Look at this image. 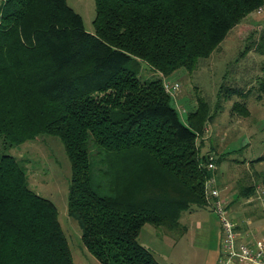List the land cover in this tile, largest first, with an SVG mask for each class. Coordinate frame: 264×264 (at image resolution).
I'll return each instance as SVG.
<instances>
[{
    "label": "trees",
    "instance_id": "1",
    "mask_svg": "<svg viewBox=\"0 0 264 264\" xmlns=\"http://www.w3.org/2000/svg\"><path fill=\"white\" fill-rule=\"evenodd\" d=\"M94 2L89 33L67 0H1L0 264H74L54 204L29 187L27 172L5 151L15 145L60 138L71 169L68 215L101 264H160L139 243L141 229L150 224L182 235V213L208 206L205 184L216 171L209 164L232 153L202 154L214 118L208 104L198 99L181 122L163 79L141 82L137 67L143 61L163 78L181 68L193 72L264 0ZM247 49L264 57V32ZM256 80L261 99L264 77ZM248 92L226 81L220 87L224 97L243 100ZM231 109L249 114L240 100ZM90 139L105 151L99 181ZM130 162L135 177L127 180L118 164ZM247 176L236 200L264 185V171Z\"/></svg>",
    "mask_w": 264,
    "mask_h": 264
},
{
    "label": "rangeland",
    "instance_id": "2",
    "mask_svg": "<svg viewBox=\"0 0 264 264\" xmlns=\"http://www.w3.org/2000/svg\"><path fill=\"white\" fill-rule=\"evenodd\" d=\"M67 4L81 16L85 31L93 33L94 0H67ZM261 32H264V5L233 26L217 48L207 58L199 60L193 72L181 68L163 78L143 61H139L137 67L141 82L163 79V82L178 84L177 89L168 93L171 97V106L176 109L183 123L188 113L197 106L198 99L204 100L214 115L209 130L206 131L205 146L207 147V142L216 140L221 145L220 150L232 152L229 159L240 164L264 156V96L258 99L256 91L259 89L257 77H264V72L259 70L264 57L247 49L249 42H257ZM225 81L227 86L249 92L243 100L237 95L224 97L220 94V87ZM236 100L246 104L248 115L232 111V104ZM200 141L199 139L198 142ZM205 150L206 148H203L201 151L207 154ZM5 151L14 156L27 172L29 187L37 195L54 204L73 263L101 264L82 243L81 229L77 221L68 215L67 198L71 169L60 138L44 135ZM88 153L93 176L99 181L103 178L101 168L105 151L90 139ZM128 160L122 158L121 161L118 159V162ZM134 168L135 164L131 162L118 164V172L123 176L132 174ZM214 176L216 177L215 174ZM236 176H241L240 170L236 172ZM134 177L135 174L129 176L127 180ZM224 177L232 178L227 177V172ZM230 178L228 180H232ZM108 179L109 176H106L105 180L102 179L106 190L110 186L107 185ZM226 183L230 185L231 181H226L224 186ZM131 187H135V183H131ZM228 209L229 219L233 220L232 214H237L235 220L238 226L241 224L242 227L250 229L251 224L246 225L245 221L252 222L257 219L251 226V229H254L252 234L257 237L264 236V202L239 199L229 203ZM251 217L253 219H250ZM259 217L261 219H258ZM180 221L187 227V232L183 236L169 233L163 227L155 228L156 236H152L142 228L138 241L149 249L160 264H216L223 233L219 217L209 204L207 207H191L182 213Z\"/></svg>",
    "mask_w": 264,
    "mask_h": 264
},
{
    "label": "built area",
    "instance_id": "3",
    "mask_svg": "<svg viewBox=\"0 0 264 264\" xmlns=\"http://www.w3.org/2000/svg\"><path fill=\"white\" fill-rule=\"evenodd\" d=\"M178 87L177 83L164 82L166 92L171 93ZM208 168L214 170L215 166L209 164ZM220 193L216 177L212 175L206 181L205 195L209 206L219 217L223 233L216 264H264V238L250 240L248 234L239 230L238 224L227 217L228 204ZM251 200L264 202V185L255 186V194L249 198Z\"/></svg>",
    "mask_w": 264,
    "mask_h": 264
},
{
    "label": "crops",
    "instance_id": "4",
    "mask_svg": "<svg viewBox=\"0 0 264 264\" xmlns=\"http://www.w3.org/2000/svg\"><path fill=\"white\" fill-rule=\"evenodd\" d=\"M214 122V121H213ZM207 130H209V128H207ZM206 136V135H205ZM203 140L206 141V139L204 138ZM208 140V139H207ZM216 147V148H215ZM205 149L206 148V153L209 154L211 157H218L219 155L221 154H224V153H227L228 151H225L223 149L220 150L221 148V145H219V143L214 139L211 140L210 142H207V147L205 146V142L203 144H201V150L202 149ZM202 154H204L202 151H201ZM229 155L231 154H227L226 157L221 161V163L216 167V171H215V175H216V178H217V184L219 186V189L221 190V193H220V196L221 198L225 199L227 204H231L233 203L234 201H237L236 200V196H237V192H238V187L241 186L240 184H243L242 182L245 181L247 179V175H248V172L250 174H254V172H260V171H264V160L262 161H259V162H255V163H252V161L248 162L245 164V165H242V164H239L237 163L236 160H231L229 159ZM259 157H264V156H259ZM258 158V157H257ZM256 158V159H257ZM255 160V159H254ZM240 166V167H239ZM240 170L241 171V176H236V172ZM225 172H227V177L228 176H231L232 180H228V178L226 179L224 176H225ZM237 178H236V177ZM227 182L231 181V184L229 185V183H226L227 185L224 186L225 184V180ZM233 185V186H232ZM237 186V187H235ZM235 188L232 190V188ZM228 189H231L232 191H227ZM235 190V191H234ZM235 215L237 214H232V216L234 217L233 220L236 222L235 220ZM250 216V215H248ZM260 216V215H259ZM250 219H253L252 217ZM249 219V220H250ZM258 219H261L260 217ZM255 220L257 219H254L252 222H248V221H245L246 225H250V229L249 227L245 228L244 226L242 227L241 224L239 225V230L243 233H246L248 234V239H261V238H264V236L262 237H257L255 236L253 231L254 229H251V226L253 224V222H255ZM181 222V221H180ZM183 225V224H182ZM185 227V232H187V227L185 225H183ZM242 227V229H241ZM143 229H145L146 231H148V233L152 236H156V229L153 228V226H151L150 224H145L143 226ZM184 233L181 235L183 236ZM180 236V237H181ZM140 243V242H139ZM142 245V244H141ZM147 248V247H146Z\"/></svg>",
    "mask_w": 264,
    "mask_h": 264
}]
</instances>
